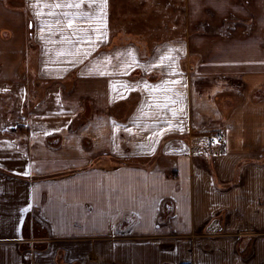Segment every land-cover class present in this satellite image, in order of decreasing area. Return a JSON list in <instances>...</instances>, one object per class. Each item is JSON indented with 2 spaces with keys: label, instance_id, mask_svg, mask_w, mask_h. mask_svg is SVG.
Instances as JSON below:
<instances>
[{
  "label": "crops",
  "instance_id": "crops-1",
  "mask_svg": "<svg viewBox=\"0 0 264 264\" xmlns=\"http://www.w3.org/2000/svg\"><path fill=\"white\" fill-rule=\"evenodd\" d=\"M186 1L119 42L112 0H0V264H264V0Z\"/></svg>",
  "mask_w": 264,
  "mask_h": 264
},
{
  "label": "rangeland",
  "instance_id": "rangeland-1",
  "mask_svg": "<svg viewBox=\"0 0 264 264\" xmlns=\"http://www.w3.org/2000/svg\"><path fill=\"white\" fill-rule=\"evenodd\" d=\"M112 1L111 32L116 36H120L118 38L119 42L128 41L130 39L141 41L139 39L144 36L148 39L159 36L164 37L165 32L170 30V25H172L173 31L176 34V26H179L184 21L185 14H183V12L187 3L186 0H170V3L168 2L169 0ZM13 53L12 56L15 57V61L12 63L17 64L21 69H27V71H29L28 69L32 68L33 70L35 67V60L32 57L33 51L31 57L28 59H26L22 53ZM6 62H8V60ZM29 72L31 73L32 71ZM35 215H29L24 221V236L30 239L35 237L43 239L37 242L35 241L34 246L39 247L44 243L46 245V238H49V234L48 228L44 225L41 218H38V214L37 216Z\"/></svg>",
  "mask_w": 264,
  "mask_h": 264
},
{
  "label": "built area",
  "instance_id": "built-area-1",
  "mask_svg": "<svg viewBox=\"0 0 264 264\" xmlns=\"http://www.w3.org/2000/svg\"><path fill=\"white\" fill-rule=\"evenodd\" d=\"M226 139V135L223 131H216L210 135H208V137L205 139V144H220L223 143Z\"/></svg>",
  "mask_w": 264,
  "mask_h": 264
},
{
  "label": "snow or ice",
  "instance_id": "snow-or-ice-1",
  "mask_svg": "<svg viewBox=\"0 0 264 264\" xmlns=\"http://www.w3.org/2000/svg\"><path fill=\"white\" fill-rule=\"evenodd\" d=\"M61 5H57V7H60ZM68 7H72V6H75V7H79L80 5L79 4H76V5H72V4H69V5H67ZM38 15H39V13H38ZM69 27H71L72 25H71V23H69V25H68Z\"/></svg>",
  "mask_w": 264,
  "mask_h": 264
},
{
  "label": "trees",
  "instance_id": "trees-1",
  "mask_svg": "<svg viewBox=\"0 0 264 264\" xmlns=\"http://www.w3.org/2000/svg\"><path fill=\"white\" fill-rule=\"evenodd\" d=\"M42 226V225H41ZM42 228L44 229V227L42 226ZM36 248H44L45 247V243L44 244H41L39 247L38 246H35Z\"/></svg>",
  "mask_w": 264,
  "mask_h": 264
}]
</instances>
